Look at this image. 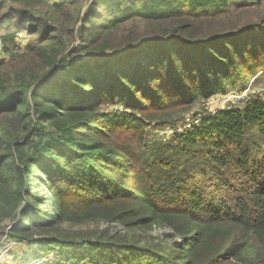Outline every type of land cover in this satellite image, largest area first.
<instances>
[{
	"label": "trees",
	"instance_id": "trees-1",
	"mask_svg": "<svg viewBox=\"0 0 264 264\" xmlns=\"http://www.w3.org/2000/svg\"><path fill=\"white\" fill-rule=\"evenodd\" d=\"M13 28L28 41L0 60L12 262L264 264V93L158 135L264 81V0H0L4 45Z\"/></svg>",
	"mask_w": 264,
	"mask_h": 264
},
{
	"label": "rangeland",
	"instance_id": "rangeland-1",
	"mask_svg": "<svg viewBox=\"0 0 264 264\" xmlns=\"http://www.w3.org/2000/svg\"><path fill=\"white\" fill-rule=\"evenodd\" d=\"M129 26H131V23L126 24L125 26L122 27L123 30H125V28H128ZM5 32L3 30L0 31V34H4ZM11 33H14V39H13V43H8L5 45L6 49L9 52H14V46L19 44L20 47H24V45H26L27 41H28V36L25 34V32H18L16 31L14 28L11 30ZM17 54L22 53V50L18 51V52H14ZM4 60L8 59V54L5 52L4 57L2 58ZM257 93H264V81H259L256 84H253V81H250L247 89L244 90V92H239L236 90H231L229 91L227 94H222V95H217L215 97H212L209 102L210 105L206 106L207 102H204L202 104V106L200 105H195L193 106V108L191 109V111H189L187 114H185L180 121L177 123V128H184L187 124L188 126L191 123H199V121L202 119V117H206V116H211L214 113L224 110V109H228L231 106L237 105L239 101L243 100L246 97H249L252 94H257ZM187 120H189L187 122ZM164 131V130H163ZM163 131H160V133L158 134L160 137L163 136ZM87 228L89 229H98V230H103V229H107L110 230V232L112 234L115 233H124V229L120 226L117 225H106V224H93V225H89L87 226ZM4 226H0V233L3 231ZM166 232L164 231L162 228H158L157 226L153 227L150 234L153 235L154 237H161L163 235V233ZM25 246H24V250H25ZM20 247L18 245H16V242L14 240H6V238H2L0 239V264L3 263V261L5 260L6 257H8L11 253H13L14 251L19 252ZM33 251H35L33 249ZM24 251H22L23 253ZM18 258L16 259L15 262H12L10 260V256L7 259V264H24L21 260L20 255L17 253ZM54 256L50 255L47 258H43V260L41 262H47L49 260H53ZM26 264H33L32 262H28Z\"/></svg>",
	"mask_w": 264,
	"mask_h": 264
},
{
	"label": "built area",
	"instance_id": "built-area-1",
	"mask_svg": "<svg viewBox=\"0 0 264 264\" xmlns=\"http://www.w3.org/2000/svg\"><path fill=\"white\" fill-rule=\"evenodd\" d=\"M48 1H50V2H54V1H56V0H48ZM14 52H18V51H20V50H22V47H20L19 46V44H17L15 47H14ZM5 52H6V47H5V45L0 41V60L4 57V55H5ZM210 100V99H209ZM209 100H207L206 102V106H209L210 105V102H209ZM189 120H187V122H188ZM198 124V123H197ZM197 124H195L194 122L193 123H191L189 126H188V124L184 127V128H177L176 127V129H170V128H166L164 131H163V136H165V137H168V136H170V135H172L174 132H181L183 129H185V128H189V127H191L192 125H197ZM15 223L16 222H4V223H2L0 226H4V229H3V231L0 233V239H2V238H6V240H9V237H8V233H9V231L11 230V228H12V226L13 225H15Z\"/></svg>",
	"mask_w": 264,
	"mask_h": 264
}]
</instances>
